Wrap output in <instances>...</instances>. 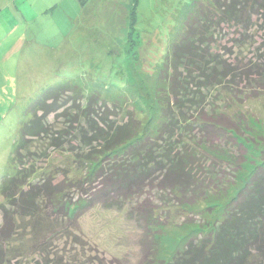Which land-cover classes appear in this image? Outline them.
Instances as JSON below:
<instances>
[{
  "label": "rangeland",
  "instance_id": "obj_1",
  "mask_svg": "<svg viewBox=\"0 0 264 264\" xmlns=\"http://www.w3.org/2000/svg\"><path fill=\"white\" fill-rule=\"evenodd\" d=\"M15 1L0 0V186L2 177L13 172L9 159L19 123L46 88L69 82L81 89L83 95L74 99L80 109L67 102L56 108L59 118L51 114L44 122L49 131H64L76 147L83 136L81 128H87L85 118L91 116L82 106L88 107L99 126L105 120L111 126L129 122L136 129L124 153L128 145L161 125L155 78L178 26L177 12L189 0H137L135 7L134 0H24L22 8ZM258 22L252 27L254 47L264 43V22ZM236 95L220 87L209 92L202 104L207 113L224 112L228 117L243 113L257 134H249V142L243 143L246 155L238 171L232 176L225 170L231 180L225 192H207L197 203L178 204L173 193L157 191L147 182L142 194L132 199L112 195L88 207L85 192L117 153L107 154L96 141L82 145L79 157L71 153L75 150L69 152L68 145L52 148L47 139L29 143L25 151L34 153H28L25 167L35 171L27 179L32 180L29 187L42 182L52 196L48 200L42 192L31 196L25 186L28 194L19 209L15 208L19 199L7 202L0 194V203L9 209L17 228L9 240L1 241L2 264H141L148 238L157 245L151 264H167L189 238L208 235L222 220L227 203L264 162V95L242 101L244 95ZM64 111L72 123L78 122L75 129L64 125ZM180 133L175 127L173 137L179 146H196L200 153L199 146H209L196 126L183 137ZM220 146L237 152L225 143ZM44 152L47 159L38 156ZM146 200L158 206L156 226L144 225L135 212Z\"/></svg>",
  "mask_w": 264,
  "mask_h": 264
},
{
  "label": "trees",
  "instance_id": "obj_2",
  "mask_svg": "<svg viewBox=\"0 0 264 264\" xmlns=\"http://www.w3.org/2000/svg\"><path fill=\"white\" fill-rule=\"evenodd\" d=\"M176 18L178 26L172 32L170 48L155 78L154 97L162 121L155 127L158 129L154 128L140 141L128 145L124 153L136 129L133 131L129 122L112 125L113 128L105 120H102L103 126H99L88 107L82 106L84 114L91 116L85 118H88L87 128H81L83 136L76 147L70 136H63L64 131H49L44 122L51 114L59 118L56 108H62L67 102L79 108L74 99L83 95L81 89L69 82L46 88L30 103L25 119L19 123L9 159L13 172L1 179L0 194L4 200L19 199L15 208L22 209L28 194L24 188L32 182L27 179L35 173L25 167V159L34 153L25 148L42 139H47L52 148L68 145L69 152L75 150L71 153L78 157L82 145L92 141L103 145L107 154L117 153L100 168L85 192L88 207L122 195L132 199L142 194L147 182L151 187L154 184L157 191L173 193L172 200L181 205L197 203L207 192L221 195L225 192L231 184L230 178L225 176L226 169L232 176L238 171L246 155L243 143L248 141L249 134H257V131L243 113L236 111L234 117L224 112L207 113L202 102L209 92L220 87L236 97V94L244 95L240 101L244 97L264 95V43L254 47L252 30L255 22H264V0H189L178 10ZM246 50L251 54L248 57L244 55ZM59 99L62 101L56 102ZM63 108L66 110L69 106ZM64 114V125L75 129L78 122L72 123L67 111ZM192 126H196L209 143V146H199L204 156L196 146L177 145L173 137L175 127L183 137V132H189ZM89 134L92 137L89 138ZM223 143L236 147V154L220 146ZM47 155L46 152L38 154L46 159ZM29 191L31 196L42 192L47 200L52 196L50 188L42 182L29 187ZM157 207L146 200L135 212L144 225L156 226ZM0 210L1 244L2 240H9L17 228L9 218V209L2 203ZM224 210L222 220L215 224L213 231L200 238H189L167 264H264V162L256 167L249 181ZM144 246L141 264H151L156 257V240L148 238ZM3 261L0 252V264Z\"/></svg>",
  "mask_w": 264,
  "mask_h": 264
},
{
  "label": "crops",
  "instance_id": "obj_3",
  "mask_svg": "<svg viewBox=\"0 0 264 264\" xmlns=\"http://www.w3.org/2000/svg\"><path fill=\"white\" fill-rule=\"evenodd\" d=\"M18 0L15 1L16 6H18L19 8H22V4L24 2V0H22L21 2H17ZM19 69V66L17 67Z\"/></svg>",
  "mask_w": 264,
  "mask_h": 264
}]
</instances>
